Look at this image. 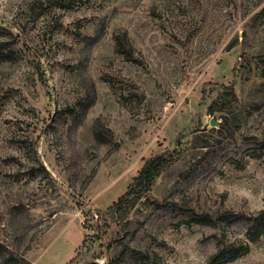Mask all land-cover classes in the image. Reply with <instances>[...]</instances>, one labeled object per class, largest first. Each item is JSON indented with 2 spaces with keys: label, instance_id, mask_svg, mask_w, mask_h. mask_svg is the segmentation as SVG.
Segmentation results:
<instances>
[{
  "label": "rangeland",
  "instance_id": "374dc122",
  "mask_svg": "<svg viewBox=\"0 0 264 264\" xmlns=\"http://www.w3.org/2000/svg\"><path fill=\"white\" fill-rule=\"evenodd\" d=\"M90 263L264 264V0H0V264Z\"/></svg>",
  "mask_w": 264,
  "mask_h": 264
},
{
  "label": "trees",
  "instance_id": "16d2710c",
  "mask_svg": "<svg viewBox=\"0 0 264 264\" xmlns=\"http://www.w3.org/2000/svg\"><path fill=\"white\" fill-rule=\"evenodd\" d=\"M121 43L118 44L119 51H121ZM6 55V53H2ZM233 98L238 102V98L232 90ZM173 153H164L146 160L142 166L139 174L134 178L133 182L129 185L127 191L119 197L118 200L114 201L111 205L112 209L116 212L127 213V210L131 209L141 195L146 192L155 181V179L161 174L166 167V164L173 160ZM123 216V215H122ZM225 250L218 249V252L213 258L221 256ZM225 256V255H224ZM234 256L231 257L233 259ZM92 264V263H90Z\"/></svg>",
  "mask_w": 264,
  "mask_h": 264
},
{
  "label": "water",
  "instance_id": "95a60500",
  "mask_svg": "<svg viewBox=\"0 0 264 264\" xmlns=\"http://www.w3.org/2000/svg\"><path fill=\"white\" fill-rule=\"evenodd\" d=\"M219 122H220V121H218V120H216V119H213V120H212V123H214V124H215V123H219Z\"/></svg>",
  "mask_w": 264,
  "mask_h": 264
}]
</instances>
